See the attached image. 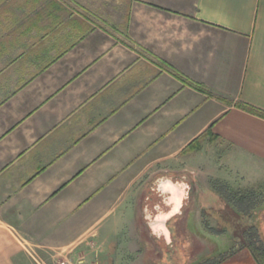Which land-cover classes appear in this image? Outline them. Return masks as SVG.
<instances>
[{
  "label": "crops",
  "instance_id": "obj_1",
  "mask_svg": "<svg viewBox=\"0 0 264 264\" xmlns=\"http://www.w3.org/2000/svg\"><path fill=\"white\" fill-rule=\"evenodd\" d=\"M239 103L264 111V0H0V264L178 254L214 178L264 180Z\"/></svg>",
  "mask_w": 264,
  "mask_h": 264
},
{
  "label": "rangeland",
  "instance_id": "obj_2",
  "mask_svg": "<svg viewBox=\"0 0 264 264\" xmlns=\"http://www.w3.org/2000/svg\"><path fill=\"white\" fill-rule=\"evenodd\" d=\"M230 176V179L226 178L220 180L226 182V184L229 186L238 189L249 187L255 184L253 181H251L252 178L248 179L247 176H242L240 174H231ZM214 179L216 184L218 179ZM210 183L211 179H209L204 185L209 184L210 186ZM227 197H229V195H227ZM211 209L209 208V210L214 211L213 208ZM209 210L207 212H210ZM223 211L225 212V206L222 208L221 212ZM191 214H193V211ZM233 214L235 215V213ZM239 217L241 219L243 218L244 222H248L247 217L240 215ZM233 218V215H231L230 219ZM218 219L219 218L217 217L216 219L214 215L204 214L202 212L201 217H198L197 215L195 220L193 217L192 222L187 221L185 224L182 223V225H185V234L188 237L183 239L180 235L175 234V249L179 251L178 254H176V252H174V254L163 252L160 257L148 256L144 257V260H147V264H207L212 258H216L220 254H228L229 252H233L234 250L243 246L241 242L233 239L232 235L229 232H226V230L223 228L224 225L230 226L228 221H226V219ZM252 219L255 221L259 232L255 233V230L252 228L250 235H247L250 237L253 246L264 248V202L255 208L254 212L252 213ZM235 221L237 225L238 220ZM233 224L235 225V223ZM231 227L233 228V226ZM257 253L259 260L264 264V253Z\"/></svg>",
  "mask_w": 264,
  "mask_h": 264
},
{
  "label": "trees",
  "instance_id": "obj_3",
  "mask_svg": "<svg viewBox=\"0 0 264 264\" xmlns=\"http://www.w3.org/2000/svg\"><path fill=\"white\" fill-rule=\"evenodd\" d=\"M239 106L251 113L257 114L264 118L263 110L257 109L246 103H239ZM211 185L221 197H225L224 199L227 203V205L225 206L226 213L223 211L222 217L224 219V217L226 216L225 219L226 221H228L230 226L224 225L223 228L226 230V232H229L232 235L233 239L241 242L243 246H247L248 248H250L259 263L263 264L259 260L257 252L264 253V248L253 246L252 241L247 234L250 235V231L252 230V228L255 230V233L259 232L255 221L252 219V213L254 212L256 207L260 206L264 202V180L242 189L233 188L225 183H220V185L215 184L214 181L211 183ZM227 195H229V197H227ZM233 213H235V215ZM231 215H233V219H230ZM239 215L247 217L248 222H244L243 218L241 219ZM235 220L239 221H237V225ZM233 223H235V225ZM231 226H233V228ZM230 253L232 252H229L228 254H220L216 258H212L211 261L207 264H216Z\"/></svg>",
  "mask_w": 264,
  "mask_h": 264
},
{
  "label": "built area",
  "instance_id": "obj_4",
  "mask_svg": "<svg viewBox=\"0 0 264 264\" xmlns=\"http://www.w3.org/2000/svg\"><path fill=\"white\" fill-rule=\"evenodd\" d=\"M36 264H47L44 261L38 260L35 258ZM55 264H71L67 259H59Z\"/></svg>",
  "mask_w": 264,
  "mask_h": 264
}]
</instances>
